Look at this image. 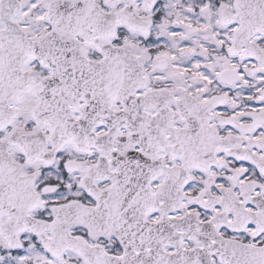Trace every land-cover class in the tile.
<instances>
[{
  "label": "snow or ice",
  "instance_id": "snow-or-ice-1",
  "mask_svg": "<svg viewBox=\"0 0 264 264\" xmlns=\"http://www.w3.org/2000/svg\"><path fill=\"white\" fill-rule=\"evenodd\" d=\"M0 264H264V0H0Z\"/></svg>",
  "mask_w": 264,
  "mask_h": 264
}]
</instances>
